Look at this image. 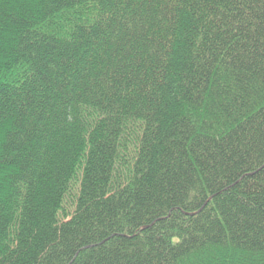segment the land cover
Returning a JSON list of instances; mask_svg holds the SVG:
<instances>
[{
    "label": "trees",
    "instance_id": "obj_1",
    "mask_svg": "<svg viewBox=\"0 0 264 264\" xmlns=\"http://www.w3.org/2000/svg\"><path fill=\"white\" fill-rule=\"evenodd\" d=\"M0 264H264V0H0Z\"/></svg>",
    "mask_w": 264,
    "mask_h": 264
}]
</instances>
